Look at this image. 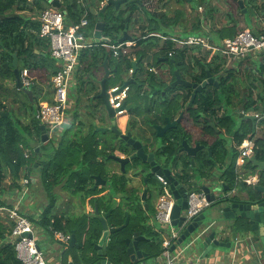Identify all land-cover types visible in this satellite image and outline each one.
<instances>
[{
    "label": "trees",
    "instance_id": "obj_1",
    "mask_svg": "<svg viewBox=\"0 0 264 264\" xmlns=\"http://www.w3.org/2000/svg\"><path fill=\"white\" fill-rule=\"evenodd\" d=\"M29 1L30 0H0V111L3 114H8L7 116L0 115V195L12 192L18 188L17 181L19 175L29 163L27 162L29 160L24 159L22 152L23 149L29 150L26 136L32 142H40V124L35 119V112L38 107L36 95L40 90L32 86L30 88L31 100L27 95H24L25 98L21 100V97H18L20 94L15 93V96L11 95L12 91H10L5 83L6 81L14 80L12 72L13 56L15 55L17 57L19 71L35 69L44 70L46 72L45 78L48 82L47 85L52 90L50 79L57 71L55 61L48 53V41L46 39H41L38 35L40 29L39 20L31 16H26V13H34L36 16L40 14L41 11L46 9L43 6V2L46 3V1L32 0L30 1L31 3ZM136 1L137 0L128 1L126 5L131 6V10H133L137 3ZM201 1L204 2V0ZM61 5L65 8L68 16V23H71V25L79 23L83 17L87 20V25L82 28L79 33L82 40L88 39L91 36L94 25L99 22H102L104 26L102 36L108 38L112 44H115L121 34L127 29L128 18L127 16L124 18V14L120 9L115 11L112 7H108L107 11L102 16L96 17L88 8L82 7L78 3V0H61ZM251 5L253 6L251 7ZM253 8L256 10L258 9L256 1L247 0L245 2V9H247L248 12H252ZM196 30L199 31V28L197 27ZM150 31L152 33L158 32L156 27H152ZM160 34L161 36L168 37L167 33L159 29V35ZM196 34L203 36L201 32H197ZM233 35L234 34H232L231 37H233ZM223 37L224 35L218 34V38ZM212 39L217 41L215 37H212ZM174 45L175 44L171 40L167 39L164 41L159 51L165 53L174 52V54H172L173 64L177 67L180 74L186 77L189 73L191 81L201 83L206 79L207 73H210L218 84L217 86L209 85L200 94H197L191 107H189L191 90L185 89L179 85L176 89L173 88L172 91L166 93L165 97L173 91H180L181 95L178 97V101L177 96L172 100L174 104L166 110L165 116L170 120H174L179 113L184 112L185 120L177 124L175 129L168 131L167 134H169V136L167 141L169 145L164 147L163 153H168L169 156L175 155L180 139L183 136L190 139L191 136L184 129L187 121H191L196 127L199 124L203 125L201 128L202 135L206 137L213 136L215 132L208 126L207 119H209L216 129H225L227 134L232 133L237 145H241L245 139H253L255 144L254 154H256L258 160H263L264 141L261 139H254L256 123L241 120V127L234 131L233 129L236 125L230 113L231 110H238L244 114H258L262 117L260 124H264V53L259 52L255 56L246 57L241 62L229 64L227 56L219 52H206L201 59L197 58L194 60L200 69V73L195 76L194 73L188 71L189 68L185 65L188 60L187 47L174 48ZM36 50L38 53H36ZM109 54L112 55L111 52ZM109 54L105 53L102 47H96L95 53H89V49H84L80 52L79 64L83 65L89 57L88 65L84 66L85 71H89L100 64L101 61H105L106 59L109 60ZM210 54L212 56L210 60L206 62V58ZM115 62L113 67H117L118 70L124 69L127 73L131 70L130 60L120 58ZM160 85L164 86L163 82H160ZM40 101L51 103V100L46 97L42 98ZM17 104L20 109L24 110L26 113L29 112L31 115L29 123L25 126L21 124L14 112L10 111V109ZM217 107L227 109V113L219 115L218 111L215 110ZM160 121L164 122L163 119H160ZM223 143L224 142L219 140L210 145L211 152L215 154L217 158L221 154L219 151L220 149L223 154L226 153V151L222 149ZM33 155L35 156L36 154L32 152V156ZM235 157L236 151H234V158ZM202 161L203 159L199 156L195 161L196 167L201 166ZM208 166L212 169L214 163L211 162ZM184 167L187 168L189 165L184 164ZM247 167L252 170L250 164H247ZM223 169L224 172L221 176L222 181L226 186H230V188L234 187L236 182L234 164L231 163L226 165ZM6 171L10 173L12 180V183L7 186L4 184V180L7 176ZM46 171V165H44L42 183L46 189H49V185L47 184L48 176L47 173L45 174ZM59 172L60 170L57 171V174H59ZM94 173L95 171L89 169V171H86L84 174H74L75 176H73V178H77L78 181V189L82 191L86 190V188L89 187L88 183L91 180L90 176ZM184 178V180L182 179L181 181L185 183L188 182L189 177H185L184 175ZM123 186L124 185H122V187ZM162 194L163 190L160 189L159 196ZM91 202L92 204L94 202L97 203V199L91 200ZM4 206L11 207L12 205L5 204L4 202L2 203L0 199V207ZM108 208L109 207H105L104 211H107ZM121 213L120 215H110L107 218L106 222L109 227H120L124 223L126 217ZM91 217L92 219L90 220L93 222H89L90 226H94L95 223L97 227L94 229L92 233L93 236L87 244L90 256L82 259L84 264H94L98 260V257L92 250L91 243L99 239L101 235V226L94 215H91ZM142 222L143 223L139 226L132 227L130 233L132 234L135 231H140L143 235L149 233V227L144 223L145 217L142 218ZM70 223L71 222L67 220V226L65 227L62 225L59 218L56 216L49 217L46 213L41 218V221H39L40 227L48 232H65L73 228L76 231L77 240H79V235L84 234L85 228L80 226L79 223H75V225L68 227ZM8 230L9 226L6 224L5 219L0 217V264H22L16 258L15 250L8 241ZM120 232H123V230ZM115 235L120 236L119 233H115L109 237L107 258L111 264H128V257L125 254L126 247L124 238H118L117 240L114 238ZM146 251L149 257L159 256L162 251L161 239L159 238V241L156 243L154 242L146 246Z\"/></svg>",
    "mask_w": 264,
    "mask_h": 264
},
{
    "label": "crops",
    "instance_id": "obj_2",
    "mask_svg": "<svg viewBox=\"0 0 264 264\" xmlns=\"http://www.w3.org/2000/svg\"><path fill=\"white\" fill-rule=\"evenodd\" d=\"M128 1H131V0H128ZM193 1L194 0H191L190 2H188L187 0H137L136 1L137 3L135 4L133 10H131V6L126 5L127 2H125L124 4L120 6L119 9L122 10L124 14V18H126V16L128 18V25H127V29L121 34L118 41L124 36L127 37L126 39H128L129 37L130 40L124 41V42H127L128 45H131V47L128 49V53L126 55L127 57H125V59L129 58L130 61H136L137 59H140V62L137 64L138 69L136 70V73H135V74L138 73L137 75L139 76V79L141 80L143 79V74L139 72L141 69L143 68L145 69L147 60H150V62L148 63H152L151 62L152 59L160 57V60H162L167 57L166 56L167 54L172 53V52L170 53L166 52L167 53L166 54L163 51L162 52L159 51L164 41H166L167 39L171 40L175 44L174 48H181V47H178L177 42L182 41L190 36L203 37L207 39L209 44L219 45L223 43L225 40L233 38L238 32L243 31V30H251V31H255L256 33H258L262 28L261 23L262 22L264 23V9H263L264 0H255L258 6V9L256 10L253 8L252 13L255 16L256 21L250 24V26L247 25V22L244 17V12H243V10L245 9V2L247 0H242L243 2L242 9L239 7L238 3L234 0H204V2H202L201 0H198V5H197L196 10L193 9ZM78 3L82 7L86 9L88 8V10L96 17L102 16L107 11V8H108V7L106 8L103 14H98L102 6L105 4L103 0H78ZM43 4L46 9L52 8L48 4L47 1L46 3L43 2ZM252 6L253 5H251V7ZM245 10L247 13L248 10L247 9ZM195 12H197L198 15ZM39 15L40 14L36 16L34 15V13H26V16H31L35 19H38ZM99 23H102V22H99ZM99 23H96L94 25L91 36L88 39H85L82 41L83 44L92 45V47L86 48V49H89V53H95L96 47H102L101 45L105 43L106 37L102 36V30L104 26L102 27V29L101 27L97 28V25ZM152 27H156L158 32L152 33L150 31ZM197 27L199 28V31L197 32H201L203 36L193 34L194 30H196ZM159 29L162 32L167 33L168 37L161 36V34L159 35ZM221 30H222V33H221ZM97 34L98 36L96 37L95 35ZM218 34L224 35V37L218 38ZM232 34H234L233 37H231ZM212 37H215L217 41H214ZM118 41H116V43H119ZM149 41H150V44L148 43ZM102 49L104 50L105 53L107 54L110 53L108 49L104 47H102ZM187 49H188V53H187L188 60L185 65L189 68L188 71L190 73H194V75L196 76L197 74L200 73V69L196 65V62L194 60H196L197 58L201 59L203 55L209 51L201 47H198V46L187 47ZM36 53H38L37 50H36ZM48 53H49V47H48ZM110 56H109V60L108 59L105 60L106 67L109 73H111V75H109V77L106 79V87L109 93L111 89L119 86L114 81L115 75L119 72V70L117 67H113L114 63H116L115 61H117L118 58L113 57V55H110ZM211 56L212 55L210 54L206 58V62L210 60ZM144 57L146 60L143 59ZM105 61H101L100 64H98L95 68H92V70H89V71L87 70L85 71L84 69V66L88 65L89 57L87 61L84 62L83 65L79 64V61H78V65L76 67L74 75L72 76L69 89H68L69 90L68 91L69 104H68L67 116H66V120L64 124L54 132L47 131L48 136H49L48 142L41 143V142L33 141L34 147L35 148L38 147L39 152L33 158L32 156L28 159L24 158L26 160H29L27 161L29 163L27 164L26 168H24L23 172L19 175V179L17 181L18 188L16 190H13L12 191L13 193L7 192L3 195H0V199L2 203L4 202L5 204L15 205L19 208L20 214H22V216L26 217L30 221L35 231V237L38 239V241L40 243L45 242L46 244L45 246H47V249L42 252L44 253L45 259H47V256L50 258V262L49 261L48 263L46 262L47 264H58V260H60L59 264H68L69 261H71V263L73 264H84V262L80 255L72 254L71 251L69 252L70 254H68L67 257L64 256L65 255L64 254L61 257V259H58L56 257L57 254L59 251H63V249H61L60 245L54 240V238H53L54 241L51 242V239L49 238V234H52V237H53V232L44 231L39 225V221H41V218L43 217V215H37V205L40 204L38 201L43 200L46 194L41 193L38 198H36V195L40 192V188H42L43 186V183H42V171L44 169L43 162L46 160L47 156H45L44 152H41V149H43L42 147L45 144L48 143L49 145V143L51 144L52 142H54L57 148L58 139L59 137H61L62 135L66 133V132H63L66 127H67V131H73V130L77 131L78 129L82 128L81 132H84V133L81 136H84L85 138L83 139V147L81 148L82 151L81 152L79 151L78 154L80 156H85L86 154H88L87 161L84 162V164L89 166L88 169L91 168L90 170L95 171V173L92 174L91 176L99 175L101 180L106 182V185L102 186L101 184H99L98 187L96 188L98 189L97 190L98 197L109 196L110 192H114L116 190L123 191L122 188H125L124 180L126 181L127 179L122 174L120 176H117V178L115 177L120 172V169H119L120 166L118 165L117 162L109 159V161L106 163V169H104L102 173L100 172L101 169L98 168V166L103 163V160L107 159V157L110 156L111 152H110V141L109 140L115 139V135L113 132L109 130H106L105 132L95 131V128H94L95 126L101 127L102 129H107V128L109 129L110 122L107 120H102V121L96 120L94 117L95 116L94 106L93 107L90 106V108L93 111L92 112L91 109H89V107L86 104V101H91L92 104L96 103V100L93 101V97H95L101 90L100 81L103 80L104 75H105V68H104ZM17 65H18V60H17ZM162 65L165 66V64H162ZM55 66L57 67L56 62H55ZM150 68H151V71L153 72L160 71L159 63L157 64V66L151 65ZM114 70L116 71L113 72ZM21 72L22 71H20V73ZM27 72H28V76L32 83L30 87L23 86L24 89L22 88L21 90H18L14 88L15 79L13 81L5 82L7 87L10 89V91H12L11 95L15 96V93H17V94H20L18 95V97H21V92L23 91L24 95H27L29 99L31 100L30 88L34 86V87H37L38 90H40L38 91L36 95L38 105L49 103V102L40 101L44 97L51 100V103H52L53 102V90L49 88L47 85L48 82L45 78L46 72L41 69L27 70ZM122 75H123V80H127L131 75V70H129V72L127 73L125 72L124 69H122ZM186 78L190 79L189 73L187 74ZM50 82H51V79H50ZM72 91L75 92L73 100L71 99ZM80 93H83V97H84L82 101L83 107H87L89 109L88 111H84L82 113L81 118L75 117V111H77L76 98L78 99V96ZM21 100H23L22 97H21ZM123 102H124L123 104H125L127 108H130V105H128L127 100H124ZM216 109L215 110L218 111V113L219 112L221 113V111L223 110L222 107L221 108L217 107ZM10 111L14 112V114L19 118L22 125L25 126L29 123V119L31 117L30 113L28 114L24 110L20 109L18 104L14 105V107H12ZM182 113H183L182 120H185V114L184 112ZM178 115L175 117V119L178 117ZM245 115H250V114H245ZM128 122H129V119L127 117V113L120 115L118 117L117 127L121 131H124L126 129ZM135 122H136V127L141 126L140 117L138 115L136 117ZM258 122L260 121H257V120L255 121L256 128H261L259 126L260 123L258 124ZM238 123L239 122L236 123V127H237L236 130H238L242 124V123L240 124ZM159 124L163 125L164 122L161 121V123ZM185 124L186 125L184 129L187 131V133H189L192 141L200 142L202 144L204 143L207 144V142L209 141V137L202 135L200 130L198 131L197 129H195V127H193L196 130L195 132L192 128L191 121H187V123ZM208 126H209V122H208ZM214 135H217V134L215 133ZM221 136H220L221 137L220 139L226 140V142L223 143V146L226 151L225 155H227L228 158L233 159L234 151H236V157L233 160V164H234V168H236L237 173L244 174L245 172L250 171V169L247 167V164L243 165L242 167L241 166L236 167L237 165L236 159H237V154H238L237 149L239 145L236 144L233 138V134L232 133L226 134V135L221 134ZM258 137H260V132L255 135L254 139H258ZM245 140H248V139H245ZM58 149H59V146H58ZM26 151L28 150L27 149L22 150L23 156L26 153ZM61 151L62 150L60 148V151L58 153H60ZM69 152L72 153V151H69ZM69 152H67L68 155L70 154ZM67 154H65L63 157V160L59 162L60 165H64L63 166L64 168L66 167L67 171L71 170L68 167L69 165L70 166L81 165L80 163L78 165L74 164L73 159H71L72 156L71 155L68 156ZM39 156H41V158ZM31 158L34 161L37 160V162H35L36 164L33 163ZM66 158L67 160H65ZM81 163H83V161H81ZM78 170H80V167L78 168ZM83 170L84 169H81V171ZM32 172H36L40 177L39 178L31 177L30 174ZM223 172H224V169L222 167L217 172L218 176L221 177ZM6 175L7 176L4 180V184L7 186L10 183H12V180H11V175L8 171H6ZM23 177L28 178L30 180V184H32L31 189H30L31 185L29 186V194L26 196H22L21 194L22 188L19 184L20 179H22ZM253 178L254 179L252 180V183H254L256 177H253ZM90 179L91 180L88 183L89 187L93 186L95 183V181L91 177ZM178 179L180 181L182 180L181 178H178ZM218 180L220 183H223L221 178ZM72 181H74V183ZM70 182H72L73 184H68ZM77 182H78L77 178L74 179L72 177L71 180L66 185H64L65 187L64 189L73 187L74 189L76 188L75 190L80 191L81 198H80V202L77 201L78 202V204H76L77 208L81 212H86V213L92 212L93 213V204L91 202V200L93 199L91 198V195L89 198H86V201H85L84 198H82L84 192L80 189H77L78 188ZM159 184L161 187L160 189H162L164 193V187L162 183L159 182ZM122 185L124 186L122 187ZM250 188L251 187H249L246 184L245 185L239 184L238 187H232L231 190L235 189V193L237 192L239 195L243 196L246 191L250 190ZM165 189L167 190V187H165ZM104 191L106 194H104ZM190 191H201V189L199 186L193 185L190 187ZM133 195H134V192H132V196ZM119 196L121 197L120 194ZM26 197L29 199L26 203L24 202L23 204V199ZM106 202H107L106 199H104V201L100 203V206L102 207L100 208L101 212H105L104 209L106 205H108L106 204ZM72 206H70V208H72ZM35 210L36 212H34ZM213 211H214V206L211 205V207L205 209L203 213L210 214ZM146 212H148L147 209H146ZM48 216L49 217L56 216L57 218L61 220L62 225L65 227L67 226V220H69L71 223L69 224L68 227H70L72 225H75V223L78 224L81 217L87 216V215H77V217L75 215H48ZM145 216H148V215H145ZM149 225H153V224L151 223ZM157 228L158 229L155 231L158 232V234H161L160 239H161V249H162V242L164 239L168 237V232H167V229L166 230L162 229L159 233V225L157 226ZM71 231H75V230L73 228H70V230H67L62 233L70 234ZM8 233H9V230H8ZM75 234H76V231H75ZM76 237H77V234H76ZM7 238L9 239V234ZM236 240H239V244L237 245L236 248H234V242ZM240 240H242V236L239 233L225 234L224 241L231 242L232 247L229 250L221 249L219 253L214 254L211 257L203 259V260H199L200 256L195 259L194 258L192 259L190 253L184 250L183 247L179 248L177 252L174 253V255H176L180 251L182 252L181 255L177 258V264H264V261H262L260 258L257 259L256 256L249 253L247 247L244 244H241L242 241ZM140 249L147 252L146 246L142 248L140 247ZM69 250H73V249L69 248ZM92 250L96 254V251L93 249V247H92ZM106 259L108 260V258ZM100 260L101 258L98 257V260L96 262ZM146 261L149 264H163L164 263V259L161 257V252L159 256H154V257L148 256Z\"/></svg>",
    "mask_w": 264,
    "mask_h": 264
},
{
    "label": "water",
    "instance_id": "obj_3",
    "mask_svg": "<svg viewBox=\"0 0 264 264\" xmlns=\"http://www.w3.org/2000/svg\"><path fill=\"white\" fill-rule=\"evenodd\" d=\"M52 8H56L61 11L65 16V22L67 26H71V23H68V16L65 8L61 5L60 0H45ZM128 0H108L98 12V14H103L107 7H113L115 10H118L122 4ZM190 2L191 0H187ZM238 3L239 7L243 8L242 0H234ZM246 13V10H243ZM102 29L103 23H99L97 28ZM253 34L257 35L255 31ZM96 37L98 36L95 35ZM122 37L118 42L123 43L126 40H130L129 37ZM131 62V77L127 80H122L116 91L108 92L106 87V79L111 75L106 67V61L104 62L105 75L103 80L100 81V92L93 97L95 103V119L98 121L107 120L110 122V128L102 129L101 127L95 126V131L105 132L109 130L115 132L116 135L120 136L119 138L125 143L127 147L133 152L130 156L122 157L116 155H110L109 159L115 161L120 166V172L124 175L127 174V168L129 172L134 175L139 171L142 174H147L153 178H161L167 187V195L172 199L173 207L170 215V226L179 231V237L175 244L170 248V251L173 253L179 248L186 250L190 253L191 258L195 259L200 256L199 260H203L211 257L214 254L219 253L221 249L229 250L232 247L231 242L224 241L225 234H235L239 233L243 237L242 243L244 244L248 252L256 256L257 259L264 261V160H258L256 154H253L247 161V164H250L252 170L245 172L244 174H239L236 171V180L238 178H247V177H256L254 183L248 185L250 190L246 191L243 196L239 195L237 192L230 195L229 191L231 190L230 186H226L225 183H220L218 179L221 177L218 176L217 172L220 168L215 165L211 168L202 161L201 166L196 167L194 158L197 154H200L204 150L205 146L196 143L195 146H191L188 141L184 138L181 139L180 149L178 154H185L188 158H191V163L196 167L193 169L192 179L193 184L200 187L201 191L206 195L207 199L214 206V211L210 214L201 213L198 217L194 218L191 222H187L185 218V211L187 209V184H184L180 181L175 175V164L174 158L170 157L168 153H164L158 161L154 160L152 154H147L142 146V144L136 140V137L132 136L130 131H127L125 135H121V131L117 127L118 117L116 114L120 110L129 111V109L124 104L120 109H113L109 103V97L118 95L123 89L127 88L132 84L137 82L134 80L133 75L138 69L137 64L140 62V59ZM13 75L15 79L14 88L21 90L23 88L20 71L17 65V57L13 56ZM114 70L113 72H115ZM218 82L211 76L210 73H207L206 79L201 84L191 83L180 78L178 72H175V81L171 84L168 89L173 86L180 85L186 89L192 90L189 107L193 105V102L197 96L200 94L206 87L209 85H216ZM0 115L7 116L8 114H3L0 111ZM232 117H236L243 121H251L255 123V117L251 115H243L240 113L236 115V112L232 113ZM183 118V113H180L175 120H170L169 118L164 119V124H154L153 129L157 132L156 137L162 138L168 131L173 130L177 127V124L181 122ZM209 127L214 130V132L221 138V133L211 124L210 120ZM129 124H127L128 126ZM263 136L258 137L264 141V129ZM261 134V133H260ZM221 136V137H220ZM261 136V135H260ZM40 140L42 143L49 141V136L45 126L40 125ZM224 146H223V148ZM206 150H210L207 148ZM264 151V148H263ZM39 148H35L34 153L37 154ZM200 152V153H199ZM227 157V155H224ZM41 158V156H39ZM199 157V156H198ZM228 158V157H227ZM197 159V158H196ZM149 161H153L149 163ZM148 163V171L142 169V165ZM249 174V175H248ZM222 176V175H221ZM95 181L93 189L95 190L99 184L102 186L106 185V182L101 180L100 176H91ZM129 178V177H128ZM130 179V178H129ZM190 179V178H189ZM160 182V181H159ZM147 189L143 191L142 201H145V196L148 193L154 192L153 185L148 184ZM235 187V184H234ZM94 217L99 221L101 226V235L99 239L91 243L93 249L96 251L97 257H100L101 260L95 264H110V261L107 260V246L109 242V237L115 233L120 232L125 227L128 226L129 218L128 213H125L124 224L120 227H109L106 220L110 216L112 210H109L108 213H101L98 209L96 202L93 203ZM152 226V225H151ZM71 238L69 242V248L74 249L79 247L77 243V237L75 231H71ZM38 251H42L40 247V242L37 241ZM150 242L146 239L140 231H135L131 234L130 237L124 239V244L126 247L125 254L128 257V264H149L146 259L148 258V253L141 250V244ZM59 251V249H58ZM201 253V255H200ZM65 254L64 251H59L57 258ZM70 260V258H69ZM60 260H58L59 264ZM68 264H73L69 261Z\"/></svg>",
    "mask_w": 264,
    "mask_h": 264
},
{
    "label": "built area",
    "instance_id": "obj_4",
    "mask_svg": "<svg viewBox=\"0 0 264 264\" xmlns=\"http://www.w3.org/2000/svg\"><path fill=\"white\" fill-rule=\"evenodd\" d=\"M105 3L108 0H103ZM40 22L39 37L46 39L49 43V55L57 64V71L51 78L53 88V102L38 105L35 112V119L40 125L45 126L47 131L54 132L59 129L65 122L68 109V89L70 81L76 67L78 65L80 52L82 49L90 48L92 45L83 44L80 36V30L87 25V20L83 17L79 23L67 26L64 14L56 8H48L43 10L38 18ZM262 28L257 33L253 34L251 30H243L238 32L233 38L225 40L219 45L209 44L207 39L203 37L190 36L182 41H178L179 47L198 46L207 51L219 52L228 57V62L238 63L243 61L248 56H255L259 52L264 53V23ZM112 53L113 57L126 56L131 45L127 42L112 44L108 38L101 45ZM174 53H171V55ZM21 82L24 87L32 85L28 76L27 70L20 73ZM116 88L111 89V92L116 91ZM127 88L123 89L118 95L110 96L109 103L113 109H120L123 106V101L126 98ZM125 110L117 112V116L122 115ZM257 121L262 117L258 114H250ZM254 140H245L238 146V154L236 159V167H242L247 164L248 159L254 154ZM32 153L26 151L24 158L28 159ZM253 177L240 178V180L250 185ZM159 181L164 187V193L160 195L156 204L155 222L160 225L161 230L167 229L168 237L162 242L161 257L164 259L163 264H177V258L181 255V251L174 255L170 248L179 237V231L170 226V215L173 207L172 199L167 195L165 182L159 178ZM22 188V196L29 194L30 181L23 177L20 179ZM235 189L229 191L232 195ZM212 203L207 199L202 191H190L187 195V209L185 218L187 222H191L198 217L203 211L211 207ZM0 217L5 219L9 226V243L13 246L16 258L22 264H47L44 253L38 251V239L35 237V231L30 221L22 216L17 206L0 207ZM54 240L60 245L61 249L67 250L71 235L62 232H53ZM242 241V240H240ZM239 244V240L234 242V248ZM235 251V250H234ZM233 251V252H234Z\"/></svg>",
    "mask_w": 264,
    "mask_h": 264
},
{
    "label": "rangeland",
    "instance_id": "obj_5",
    "mask_svg": "<svg viewBox=\"0 0 264 264\" xmlns=\"http://www.w3.org/2000/svg\"><path fill=\"white\" fill-rule=\"evenodd\" d=\"M197 5H198V0H194L193 1V9L194 10H196ZM43 6H44V4H43ZM195 13L197 14V12H195ZM244 17H245V20H246L248 26H250V24H252L253 22L256 21V18H255L254 14L251 11L250 12H247V13H244ZM196 33H197V30H194L193 34H196ZM148 43L150 44V41ZM172 56L173 55H171V53L169 55L167 54V57L165 59H162V60H160V57L159 58L157 57L155 59H152V61H151L152 63H148V62H150V60H147L146 65H145V69L143 68L144 69V72L145 73H149L150 70H151V68H150L151 65L157 66V64L159 63V67H160L159 70H160V72L162 74H164L162 76V78H163V84H166L169 81V77L168 76H172V77L175 78V72L177 70V67L174 66V64H173ZM125 57H127V56H120V57H118V60L120 58L125 59ZM143 59L146 60L145 57ZM128 60H129V58H128ZM142 64H143V62H142ZM162 64H165V66H163ZM119 72L115 75V78H114V81L116 82L117 85H119L121 83V81L123 80L122 70L119 69ZM145 73H144V75H145ZM149 76L152 77L155 81L158 78V77H155L153 75H149ZM159 79H161L160 78V75H159ZM135 81L137 82L136 84L130 85L131 87H130V90L128 91V99H127V103H128V105H130V108H131V111H130L129 114H127V117L130 120L129 121V125L131 124L132 126H135L136 125V122L135 121H136L137 115L140 116L142 113H144V110L149 107V106H145V105L152 103L151 99L148 97V92H147L146 95L145 94L143 96L140 95L141 92L145 93L146 91H148V83L151 84V82L148 81V80L145 81V82H143L141 79H139V76L138 75L135 76ZM150 86L156 87V84L153 83ZM164 86L160 85V83H159V86H158L159 87V90L162 89V92H161L162 97H165L166 93L170 90V89H168V87L170 85H167L165 87ZM74 95H75V92L72 91V93H71V99L72 100L74 99ZM180 95H181V92H179V95L177 96V101H178V99H179L178 97ZM21 97H22V99H24V97H25L23 91L21 92ZM83 99H84L83 93H80L79 94L78 99L76 98V101H77V106H76L77 107V111H75V117L81 118V115H82V113L84 111H88L89 109H91L90 106L92 105V102L91 101H86V104L89 107V109H88L87 107H83V104H82ZM172 104H174L172 101H169V100L168 101H165V99L162 100V98H161V100H159V102H158V105H153V107H155L153 110L155 112H159L160 116L164 120L165 118H168L167 116H165L166 110H168L171 107ZM94 110H95V106H94ZM91 111H92V109H91ZM27 113L29 114V112H27ZM232 113H234V112L232 111L230 115H232ZM236 118H237V116L236 117H233L234 124L235 125L238 122V120H236ZM197 126L200 127V128L203 127V125H201V124H199ZM259 126L262 127V126H264V124H259ZM193 130L196 132V130L194 128H193ZM81 131H82V128L78 129L76 132H78V134L80 135V133H82V134L84 133V132H81ZM63 132H67V127L65 128V130ZM257 132L258 133L260 132V128H258ZM260 135H261L260 137H262L263 136V133L260 134ZM61 138H62V136H61ZM26 140L28 141V144H29V146H28V149L29 150L28 151L30 153L34 152L35 147H34L33 142L30 141L27 136H26ZM219 140H221L222 142H226V140H224V139L217 138V140L214 139V143L217 142V141H219ZM109 141L112 142L113 140H109ZM40 142H41V140H40ZM50 142H52V141H50ZM69 142H70V139L69 140H65L64 141V144H63L64 146H61V150L62 151L60 153L57 152V154H55V155H54V152H55V148L56 147L54 146L55 145L54 142H52L51 144L49 143V145H48V143L45 144L42 147L43 149H41V152H44L45 153V156L51 155V158H50L51 160L49 159V161L53 163V162H61L63 160L64 155L67 154V152L72 151V153L69 152L70 154L69 155L67 154V155L68 156H70V155L72 156L71 159H73V163L74 164H77L78 165L80 163L81 165H78V166H76V165L75 166L74 165L73 166H70L69 165L68 167L70 169H75V168L78 169L80 167V170H78V174L79 173L80 174L86 173V171H89V169H91V168L88 169L89 166L86 165V164H84V162L87 161L88 154H86L85 156H80L78 154V152L76 150H74L70 146ZM65 146H66V148L63 149ZM45 156H43V157H45ZM33 157H34V155L32 156V158ZM170 157H174V156H171L170 155ZM32 158H31V160L33 161V163L37 162V160L34 161ZM65 160H67V158ZM81 161H83V163H81ZM108 161H109V156L107 157V159L103 160V163L102 164H100L98 166V168L101 169V171H100L101 173L103 172L104 169H106V163ZM46 169H47V167H46ZM81 169H84V170L81 171ZM63 171H66V167L64 168ZM46 173H47V171L45 172V174ZM68 173H69V171H68ZM121 174L122 173L119 172L118 175H116L115 177L117 178V176H120ZM188 174H190V173L184 172V171L183 172H176L175 173V175L177 176V178H181V179L184 178V175H185V177H189ZM30 176L31 177H34V178H37V177L39 178L40 177L36 172H32L30 174ZM73 176H74V171L70 173L69 181L71 180V178ZM123 176L127 179L126 181L124 180L125 188H123V191H117L116 190L114 192H110L109 193V196H100V197H98V191H97L98 189H95L94 190L93 189V186H91V187L86 188V190L83 191L84 192L83 193V196L84 197L82 196V198H84V200L86 201V198H89L90 195H91V198L93 200L94 199H97L98 208H99V211L100 212H101V209L100 208H102L100 206V203H102L104 201V199H106V201H107L106 204H108V205H106V207H109V208H108V210L105 213H108L109 210H112V212H111L110 215H115V214L116 215H120V213L122 212L121 214L125 216V212L124 211H127L128 218H129L128 227H125L123 229V232H118L120 236L115 235V237H114L115 239L118 240V238H122V237L124 239H126V238H128V236L130 237L131 236V233H130L131 228L134 227V226H139L140 224H142L143 223L142 222V218L145 217V222L144 223L149 227V231L150 232L147 233V234L145 233L143 236L146 239H148L150 242H148V243L147 242L146 243H143L142 242L141 248L144 247V246H148L151 243H154V242L156 243L157 241H159V238L161 237V234H158V232L155 231V230L158 229L157 228L158 224L155 222V217H154L155 215L147 214L148 216H145L146 215V214H144V212L146 213V211H145V204L142 201V195H140L141 185H142L141 176H144V174H142L139 171L137 174L132 175L129 172V169L127 168V174H124ZM144 179H145V177H143V181H144ZM241 182L242 181L240 180V178H238V180H236V182H235V187H238L239 184L245 185V184H243V182L242 183ZM183 183L185 184L184 181H183ZM68 184H72V182H70ZM30 185L29 186H30V189H31L32 184H30ZM40 185H41V183H40ZM128 186H129V188H128ZM127 188L129 190H131V191L134 192V195H133L132 198L131 197H128L127 198V191H128ZM49 190L50 189H48V188L46 189L45 187L43 188V186H42V188H40V192L36 195V198H38L41 193H45L46 194V196H45V198L43 200H39L38 201L40 203V205H37L36 204L37 205V215H44L45 214L43 212L44 203L45 204L47 202H49V203L52 202L53 203L55 200L56 201L54 203H56V202H58L61 199L62 200L69 199L70 200V204L73 205L72 208H71V210H72L73 213L70 214V215H75L76 217H77V215H87V216H82L81 219H80V221L78 222L80 224V226H82V227L85 228V233L83 235H79V240H77V243H79V241H80V244H79L80 247L79 248H75L73 250H69V248L67 250H63V251H66L64 256L67 257L68 254H70L69 252L71 251L72 254L80 255L82 259L84 257L85 258H88L90 256V253L88 252L89 251V249H88L89 247H88L87 244L89 243L90 238L93 236L92 233H93L94 229L97 227V224H95V223H94V226H92V227L89 224V222L90 223L93 222L90 219H92L91 215H94V209H93V213L92 212H90V213L87 212L86 213V212H81L77 208V205L76 204H78V202H80V198H81L80 191H78V190H73L75 192H71L72 191L71 188L70 189H56L55 191H53L54 194L48 193ZM118 193L121 195V197L119 196ZM104 194H106L105 191H104ZM138 195L140 197H138ZM28 199L29 198H27V197L24 198L23 199V204H24V202L26 203L28 201ZM137 199H139V203L137 202L138 201ZM139 204H140V206H139ZM13 206L14 205H12L11 207H13ZM34 212H36V210ZM101 213H103V212H101ZM151 223L153 224L152 226L149 225ZM160 227L161 226L159 225V233L161 231V228ZM242 239H243V237H242ZM8 241H9V239H8ZM45 245H46L45 242H41L40 243V246L43 249L42 251H44V250L47 249V246H45ZM45 260H46L47 263H48V261L50 262V258L48 256H47V259H45Z\"/></svg>",
    "mask_w": 264,
    "mask_h": 264
},
{
    "label": "flooded vegetation",
    "instance_id": "obj_6",
    "mask_svg": "<svg viewBox=\"0 0 264 264\" xmlns=\"http://www.w3.org/2000/svg\"><path fill=\"white\" fill-rule=\"evenodd\" d=\"M142 70L143 69H141L140 72H139V73L143 74L142 81L145 82V81L148 80V81L151 82V84H153V83L156 84V87H152V86H150L151 84L147 82L148 83V91H146L145 93H143V92L140 93V95L143 96L144 94L146 95L147 92H148V97L151 99L152 103L145 105V106H149V107L147 109H145L144 113H142L139 116L140 117V121H141V126L140 127L137 126L138 127L137 128L136 125L132 126L130 124V125L126 126V129L124 131H121L120 129L119 130L121 131V135H125L127 133V131H130L132 133V136L136 137V140L139 141L142 144L145 152L147 154H152L153 157H154V160L158 161L163 155L165 156L163 151H164V147L169 145V142L167 141L169 134H165L162 138H160V137L157 138L156 137L157 132L153 129V125L157 124V123L158 124L161 123L160 119H162V117L160 116L159 112H155L153 110L155 108V107H153V105H158V102H159V100H161V98H162V100L165 99V101H168V100L172 101L173 99H175L176 96L179 95L180 91L179 92L178 91H173L167 97H162V95H161L162 89L159 90L158 86H159L160 82H163L162 76L164 74H162L160 71L153 72L151 70H150L149 73H145L144 70L143 71ZM177 72H178V74H179L181 79H183L185 81H188V82H191V83H196V82L191 81V79H188V78L184 77L182 74L179 73L178 70H177ZM144 73H145V75H144ZM137 74L133 75L134 80H135V76H137ZM149 75H153V76L158 77V78L155 81ZM159 75H160L161 79H159ZM130 77H131V75H130ZM168 77H169V81L167 82V84H165V86L171 85L175 81L174 77H172V76H168ZM201 83H196V84H201ZM178 86L179 85L171 87L169 91H172L173 88L176 89ZM130 87L131 86L127 87L128 90L126 92L125 100L128 99V91L130 90ZM191 92H192V90H191ZM68 99H69V96H68ZM68 104H69V100H68ZM91 106L93 107V106H95V104H92ZM128 109H129V111L128 112L125 111L123 114H125V113L129 114L130 111H131V108H128ZM232 111L236 112V115H239L240 113H242V112H240L238 110H231V112ZM226 113H227V109L223 108L221 113L219 112L218 114L222 115V114H226ZM243 115H245V114H243ZM251 116H253V115H251ZM236 120H238L239 123L241 122V120H239L238 118H236ZM261 120H259V121H261ZM259 123L260 122H258V124ZM128 124H129V122H128ZM192 127H195V129H197L198 131L200 130V132H201V128L200 127H198V126L196 127L193 124H192ZM261 128L264 129V126H262ZM261 128H260V133L262 134L263 131L261 130ZM236 129L237 128L234 127L233 130L235 131ZM255 129H256V133H255V135H256L258 133L257 132L258 128H255ZM219 131L223 135L227 134L225 129H222V130H219ZM113 133L115 135V139H112L113 141L110 142V152H111L110 155H116V156H122V157L130 156L133 152L129 149V147H127L125 145V143L122 141V139L119 138L120 136L116 135L115 132H113ZM81 135H82V133H80V135H79L78 132H76L75 130L67 131L64 135H62V138L59 137L58 142H57V145L59 146V149H58V146H57V148L55 149L54 155L57 154V152H59L61 146H64L63 145L64 141L65 140H69V139H70V142H69L70 146L74 150H76L77 152H79V151L81 152L82 151L81 148L83 147V139L85 138L84 136H81ZM182 138L186 139L191 146H195L196 143H200V142L192 141L191 137H190V139H187L184 136ZM217 138H219L218 135H213V136L209 137V141L207 142V144L200 143V144L204 145L205 148H204V150L201 151V153L199 152L200 154H197V156L194 158V160L196 161V158H198V156H200L201 159H203V161L206 164L209 165L211 162H213L216 167L226 166V165H229V164L233 163V159L225 157L224 156L225 154H223V152H222V150L220 148H219L220 149L219 151H220L221 154H220V156L218 158L216 157L215 154H213L211 152V150H209V151L206 150L207 148L211 147L210 145L214 142V139L217 140ZM181 139H180V142H181ZM54 140H56V139H54ZM180 142H179V145L177 147L176 154L173 155L174 156L173 157L174 158V164H175L174 171H175V173L176 172H183V171L190 173V174H188L190 179L188 180V182L185 183L188 186L187 187V190H188L187 191V195H188V193L190 192V187L193 186V182H192L193 181V179H192L193 178L192 177V173L193 172L191 170L195 169L196 167H194V165H192L191 158H188L185 154H178V151L180 149ZM65 148H66V146L63 149H65ZM50 158H51V155H48L46 157V160L43 162V165H46V167H47V176H48L47 184L49 185V189H50L48 191V193L54 194L53 191H55L56 189H64L65 188L64 185H66L69 182L70 173L74 171V174L76 175V174H78V169H76V170L75 169H71L69 171V173L66 170L67 171V173H66V171H62V170H64V167H63L64 165H60L59 162H53L52 163V162L49 161ZM152 162L153 161H149V163H152ZM184 164H188L189 167H187V168L184 167ZM148 166H149L148 163L145 162L142 165L141 168L145 169L146 171H148ZM119 169H120V167H119ZM59 170H60V172H59V174H57V171H59ZM143 177H145L144 181H143ZM141 181H142V185L140 184L141 185L140 195H142V197H143V194H142L143 191L145 189H147V186H149L148 184L153 185V187H154V192L148 193V195H146L144 197L145 201L143 203L145 204V211H146V209L148 210V212H146V213L144 212V214L147 215V213H148L150 215H156V204H157V202L159 200V192H160V188H161L160 184H159V179H156V178H153V177L150 178L149 175L144 174V176H141ZM72 182L74 183V181H72ZM70 188L72 190L71 192H75L73 190H75L76 188L74 189L73 187H69L68 189H70ZM132 192L133 191L128 189L127 198L128 197H131V198L133 197L132 196ZM138 197H140V196L138 195ZM137 200H138L137 202L139 203V199H137ZM54 202L53 203L52 202L51 203L47 202L46 204L44 203L43 212L47 213V215H70V214L73 213L71 208H70V206H72V205L70 204V200L69 199H65V200L61 199V200H59L56 203H54ZM139 206H140V204H139ZM105 212H103V214H105ZM124 212L127 213V211H124ZM49 238L51 239V242L54 241L53 237H52V234H49Z\"/></svg>",
    "mask_w": 264,
    "mask_h": 264
}]
</instances>
